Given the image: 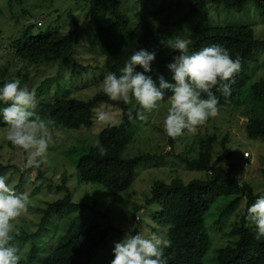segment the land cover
Listing matches in <instances>:
<instances>
[{"label": "trees", "instance_id": "trees-1", "mask_svg": "<svg viewBox=\"0 0 264 264\" xmlns=\"http://www.w3.org/2000/svg\"><path fill=\"white\" fill-rule=\"evenodd\" d=\"M20 1L22 0H8L9 6L16 7ZM246 1L189 0L188 10L181 18L168 26H162L156 20L146 16L134 0H82L78 8H74L73 5L70 8L69 16L74 24L73 28L65 30L67 25L45 26L43 22L38 26L27 20L15 36L7 38L9 43V52H7L13 58L33 63L37 67L49 63H57L59 66L57 75L47 76L33 90L35 106L32 111L35 113V118L46 121L50 133L56 129H92L96 123L95 107L100 103H107L121 109L119 125L104 127L99 132L98 141L106 148V152L101 155L92 145L84 149L80 157L75 160L80 182L102 185L114 193L125 191L133 184L137 166L142 162L161 158V154L146 152L133 157L122 155L136 122L140 120L137 118L129 121L128 111L131 109L135 117L137 111L144 112L139 105L132 108L130 104H125L122 100L113 101L102 90L88 99L76 97L70 93L60 94L64 89H59L60 92L57 93L55 90L54 94L50 95V86L55 80L57 81L60 73L67 69L66 67L70 68L68 74L71 81L81 71L88 69L104 70L108 74L115 73L119 76L131 54L139 49L156 53V60L152 64L153 71L147 75H151L157 84L159 75L173 82L167 65L178 52L169 48L167 41L174 35L189 41V54L204 47L219 45L227 49L233 59H239L240 69L234 74L231 94L225 97L216 88L212 91L218 97L219 107L239 112L241 117L246 118L242 122L247 138H255L263 142L264 74L254 78L252 65L259 61V49L264 46V40L256 35L252 25H200L192 21L193 17L201 13L209 3H223L227 7L242 10ZM254 1L264 21V0ZM85 11L87 12L84 17L90 21L92 27L90 35L95 52L104 58V64L100 66H93L91 62L83 64L76 56V49L81 43V23L85 20V18L80 19L79 15L82 12L85 14ZM29 13L30 10L26 9L23 12L28 14L27 18ZM16 18L18 16L14 14L13 19ZM35 27L39 30L34 31ZM1 34L2 30H0ZM136 70L143 71L139 66ZM6 71L7 65L4 70L0 66V82L11 79L10 76L5 75ZM104 74L102 73L101 77H104ZM27 76L28 73H25L22 78H19L20 85L25 83ZM61 87L62 83L59 82L58 88ZM171 95L170 90H165L163 100L167 101ZM202 95L206 98V94ZM233 121L235 123L234 119ZM6 126L0 123V130L4 131L3 127ZM188 132L185 130L184 134ZM181 137L182 135L173 139L167 136L172 149L169 151L170 161L179 157L190 168L203 172V175L189 182H185L178 176L173 177L169 182L157 179L151 188V194L145 198V204L136 206L137 211H142L146 205L149 207L157 205L151 210V228L147 232L149 236L155 234L165 238L164 230L154 232L151 229L155 222L167 226L168 242L164 248L163 259L167 264H206L207 253L212 245L210 230L206 225V215L218 200L226 201L230 198L222 205L221 212L218 214L217 229L226 239L227 237L230 239L234 237V239L218 248L216 256L209 264H264V238H256L255 226L250 225L246 219L247 208L260 194H264V187L256 190L258 185L254 187L248 181L242 182L234 173L238 163L243 165L249 158L245 159L242 153V156L240 155L236 160L237 151L231 146L234 139L229 132L220 138L215 132L208 131L206 135L200 136L198 155L195 157L188 156L185 151V153H177L176 146H179ZM7 143L14 151L19 150L9 141ZM217 144L222 146L227 168L214 162ZM71 150L75 152L74 148ZM261 154L264 153H258L257 156L263 160L264 156L262 157ZM252 164L253 162L247 165L251 168ZM10 167H13L12 164L4 163L0 154V176H4ZM40 167L36 191L38 188L40 190L43 180L49 177H46V172ZM34 168H28L25 173ZM173 172L176 170L173 169ZM262 172L264 174V169ZM60 177V184L53 186L50 179L47 182L48 185H45V188L50 187L48 191L51 193L56 187L60 195L45 200L46 207L39 208L42 213L39 221L32 220L34 227L29 228L28 224L24 223L16 226L17 229L11 233V243L17 248L20 246L23 248L20 249L19 264H27L35 260H38L37 264H92L100 251L109 244L112 232L123 231L122 228L114 226L107 212L97 208L96 202L88 203L74 199V194L68 186L67 175L61 174ZM21 186L20 180L13 189H19ZM175 192L181 193L184 205L179 212L166 217L167 214L163 213V207L159 204V198L165 195L171 196ZM52 196H54L53 193ZM244 197L246 212L229 225L228 220ZM160 207L161 214L155 221L153 212ZM101 216L107 217L109 222H101ZM136 216L138 220H141V216L138 214ZM223 226L229 227L228 231H225ZM210 228L214 229L212 225ZM138 229L139 226L135 227L131 234H135ZM113 258L112 253L108 264Z\"/></svg>", "mask_w": 264, "mask_h": 264}, {"label": "rangeland", "instance_id": "rangeland-1", "mask_svg": "<svg viewBox=\"0 0 264 264\" xmlns=\"http://www.w3.org/2000/svg\"><path fill=\"white\" fill-rule=\"evenodd\" d=\"M134 1H137L141 11L150 19L156 20V22L162 26H168L187 12L189 0ZM81 2L82 0H22L16 7H10L8 0H0V30H2V34L0 35V66H2V70H4L7 65L5 75L10 76L11 79L14 78L19 80L25 73H28L25 83L20 86L27 87L29 91L32 92L41 80L47 76L57 75L59 67L57 63L43 64L37 67L33 63L17 60L11 55H8L9 43L7 38L9 36H15L26 24L27 20L38 24V26H40V21L43 22L45 26L49 24L67 25V27L65 26V30H69L73 28L74 25L69 16L70 8L72 5L74 8H78ZM14 4L16 5V3ZM25 9L30 10L28 18V14H23ZM86 12L87 11H85V14L84 12L80 13V19L85 18L84 15H86ZM14 14L18 16V18L13 19ZM192 21L200 25H252L256 35L264 40L263 15L260 10L255 7L254 0H247L242 10L227 7L223 3H209L201 13L193 17ZM81 27V43L76 49L77 58L83 64L91 62L94 64L93 66L103 65L104 58L95 52V47L93 46V40L90 35L92 32L90 21L85 18L83 23H81ZM38 30L39 28L35 27L34 31ZM174 36L173 38H175ZM69 67H71L70 64ZM252 67V76L254 78L264 74V46L259 49V61L254 62ZM66 68L67 69L60 73L61 75L57 81L55 80L53 82L54 84L50 86V95L54 94L55 90H57L55 92L57 93L59 89H64L61 90L62 92L60 94L70 93L76 97L88 99L102 90V82L108 74V72L104 70L88 69L86 71H81L80 74L73 77L71 81V77L68 74L70 68ZM102 73H105L104 77H101ZM59 82L62 83L61 88H58ZM130 105L132 108L138 106L135 100H133ZM168 106V100H161L157 109L151 112H144L145 118L136 122L133 133L122 153L123 157H133L140 153L152 152L161 154V158L140 163L136 168V175L132 186L119 193L111 192L102 185L84 184L80 182L76 170L75 160L80 157L84 149L90 148L93 142L98 140L99 132L105 127L102 124L96 122L95 126L90 130L56 129L51 132L52 142L46 153L47 163L41 164V167L39 166L46 172V177H49L43 180V184L41 183L42 185H40V190L38 188L37 191L35 187L39 182L37 181V176L40 175L39 167H35L34 170L25 173L28 169L24 167L26 163V154L22 149L14 151L8 146L5 138L7 126L3 127L4 131L0 130V154L2 155V161L4 163H11L13 166L5 172L4 176L7 178V182L12 188L21 180L22 186L19 189H15V191L28 195V210L12 221L13 231L17 229L16 226L24 223H27L29 228L34 227L32 225V220L39 221L42 215L39 208L46 207L45 200L51 197V199H53L60 195L55 187V190H52L54 194V196H52V193L48 191L50 187L48 186L45 188V185H48L47 182L50 179L54 184L53 186L60 184V175L66 174L68 177V186L74 194V199L88 203L96 202V204H98L97 208L107 212L114 226L123 229V231L112 232L109 244L100 251L92 264H108L112 255L114 242L121 240L133 226H139L137 232L140 231L146 236H149L147 230L151 228V210L155 209L157 205L154 204L151 207L146 205V208L144 206L142 211H137L136 206L138 204H145V198L151 194V188L155 180L162 179L169 182L173 177L178 176L185 182H189L203 175V172L196 168H190L179 157L170 161L169 151L172 149L163 131V118L167 113ZM98 110L106 111L110 115H114L119 121L121 120V109L115 106L107 103H100L95 107L94 116H96V111ZM243 119L246 118L241 117L239 112H232L228 108L218 106V115L216 117L209 118L205 124L198 126L194 132H188L182 135L179 146H176V148H178L177 153L186 152L188 156L195 157L198 155L200 136L206 135L208 131L210 133L215 132L220 138L226 132H229L231 138L234 139L231 146L237 151L236 160L240 155L242 156V153L245 157V152L249 151L251 152V156L248 157V162H253L251 168H249L245 162V165L238 163L234 173L239 176L242 182L248 181L253 184L254 187L258 185L256 190H261L264 187V174L262 172V169H264V154H261L263 160L257 155L258 153H264V140L263 142H259L255 138H247L246 132H244ZM73 148L75 152H72L73 150L71 149ZM245 159H247V157H245ZM214 160L216 164L227 168L228 165L226 164L225 155L222 146L219 144L215 146ZM173 169H175L176 172H173ZM229 200L230 198L226 199V201H221V199L218 200L206 215V225L210 230L209 236L212 244L211 249L207 253L206 264H209L214 256H216V250L218 248L229 243L231 239H234V237L231 239L227 237L226 239L223 237L224 235L220 233L221 231L217 229L218 214L221 212L222 205ZM159 201V204L163 207V213L165 215L167 214L166 217L176 214L184 205L183 196L180 192H175L171 196H161ZM161 207L153 212L155 221L159 219L162 210ZM245 212L246 198L244 197L232 213V216L228 220V224L231 225L233 222H236L240 215ZM136 214L141 216V220L136 218ZM100 221L104 223L109 222L105 216H101ZM223 221L225 224V219ZM211 225L214 229L210 228ZM223 227L225 231H228L227 228L229 227ZM152 230L154 232H163L164 230V232H166L165 238L160 237L168 242L166 225L155 222L151 231ZM18 249L20 254V249L23 248L20 246ZM40 259H42V257ZM37 263L38 260H35L27 264Z\"/></svg>", "mask_w": 264, "mask_h": 264}, {"label": "clouds", "instance_id": "clouds-1", "mask_svg": "<svg viewBox=\"0 0 264 264\" xmlns=\"http://www.w3.org/2000/svg\"><path fill=\"white\" fill-rule=\"evenodd\" d=\"M41 25V21L39 22ZM167 46L176 52L167 65L171 72L169 82L163 75L153 79L152 64L156 53L146 49L135 50L121 69V74L109 73L102 82V91L113 101L122 100L131 104L133 100L144 112L159 107L165 90L172 95L168 99L167 113L163 118V131L173 139L194 132L209 118L218 115V97L212 89L216 88L225 97L231 94L234 74L240 69L239 59H233L229 51L219 45L204 47L189 54V41L176 36L167 41ZM137 66L143 71H137ZM202 94H206V98ZM35 93L21 87L16 79L0 82V123L7 125L6 140L26 154L25 168L39 167L47 163L46 153L52 142L51 133L45 120L35 118ZM144 112L137 111L133 116L128 111L129 121L144 119ZM95 120L105 127L119 125V120L103 110L96 111ZM101 155L106 148L97 140L93 142ZM255 194V193H254ZM28 210V195L17 193L9 186L7 178L0 176V264H19L18 248L12 241L13 224L16 218ZM138 219V216H136ZM246 219L255 226L256 238H264V194L247 208ZM135 226L126 235L114 242L113 259L110 264H167L163 259L167 241L152 234L133 233Z\"/></svg>", "mask_w": 264, "mask_h": 264}, {"label": "built area", "instance_id": "built-area-1", "mask_svg": "<svg viewBox=\"0 0 264 264\" xmlns=\"http://www.w3.org/2000/svg\"><path fill=\"white\" fill-rule=\"evenodd\" d=\"M250 156H251V152H249V151H246V152H245V157H247V158H248V157H250ZM245 163H246V165L249 163V162H248V159L246 160V162H245Z\"/></svg>", "mask_w": 264, "mask_h": 264}]
</instances>
